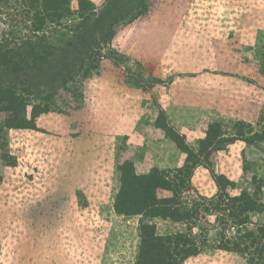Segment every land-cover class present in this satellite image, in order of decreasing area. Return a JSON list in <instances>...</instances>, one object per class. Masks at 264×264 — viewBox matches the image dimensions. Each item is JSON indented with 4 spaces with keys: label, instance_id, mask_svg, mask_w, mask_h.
<instances>
[{
    "label": "rangeland",
    "instance_id": "rangeland-1",
    "mask_svg": "<svg viewBox=\"0 0 264 264\" xmlns=\"http://www.w3.org/2000/svg\"><path fill=\"white\" fill-rule=\"evenodd\" d=\"M0 48L34 67L0 70L30 127L0 103V264H138L143 223L179 264H264V0H0ZM155 168L185 219L115 209Z\"/></svg>",
    "mask_w": 264,
    "mask_h": 264
},
{
    "label": "trees",
    "instance_id": "trees-1",
    "mask_svg": "<svg viewBox=\"0 0 264 264\" xmlns=\"http://www.w3.org/2000/svg\"><path fill=\"white\" fill-rule=\"evenodd\" d=\"M60 14L61 13L55 11L53 16ZM47 16L49 17L50 14L48 13ZM38 17L40 16L37 15L36 18ZM37 21L40 22L39 20ZM31 46V51L27 52L29 56H33V53L36 52V47H34V45ZM0 50H2V48H0ZM3 52L4 53L1 52L0 57V70H4L7 73H11L15 77H18L19 74L24 72V70L34 68L30 63H27L26 60L18 62L17 58L19 55L16 51H14V49ZM11 86L12 87L8 90V92L3 91V87L0 86V103L8 102L10 105L9 111L13 114V116H15H12V119L11 116H8L7 122L4 126L9 128H27L29 126L24 124L26 117L20 118V116H23L22 113H26V107L19 109V106L17 105V86ZM2 129L3 127L0 123V137ZM168 136L171 137L176 142L178 147L188 155L187 162L182 167L177 169L180 176L176 175V177H180L179 181H182L181 177H186L185 180L179 184V186L185 187L186 182L191 183L193 171L196 168L194 165H190L192 162V155L194 156V153H192V148L185 142L184 136L180 135L177 131L172 130L168 133ZM205 163L201 164L210 165V162L209 160L207 161V159H205ZM165 173V171L155 168L152 172L136 175L134 178V184H132V182L129 181L128 176L123 173L122 187L115 201V209L117 212L124 214L144 213L148 216L172 218L176 221L185 219L181 210L182 204L178 202L179 197H177L178 194L176 189L172 188L171 183L173 181L170 180ZM212 174L218 186L223 188V180L214 171ZM157 188L170 189L176 193L171 197L158 200L152 195V191ZM241 199L243 200V198ZM196 204L200 205V203ZM238 207L239 209L240 207L244 208L245 211L259 210V208H256V206L251 204V200H247V202L238 205ZM141 238L142 241L138 264H179L180 259L184 260L185 257L195 255L199 251L197 244L193 243L191 238L186 239V236L183 234H178L176 236L158 235L156 232V226L153 223L142 224ZM184 242L185 244H183ZM188 244L190 246H187Z\"/></svg>",
    "mask_w": 264,
    "mask_h": 264
}]
</instances>
